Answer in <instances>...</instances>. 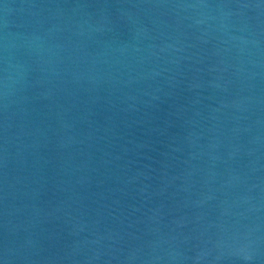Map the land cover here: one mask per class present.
<instances>
[{
	"label": "water",
	"instance_id": "water-1",
	"mask_svg": "<svg viewBox=\"0 0 264 264\" xmlns=\"http://www.w3.org/2000/svg\"><path fill=\"white\" fill-rule=\"evenodd\" d=\"M0 264H264V0H0Z\"/></svg>",
	"mask_w": 264,
	"mask_h": 264
}]
</instances>
